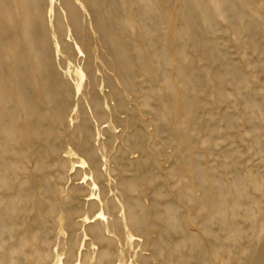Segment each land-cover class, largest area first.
<instances>
[{"label":"rangeland","instance_id":"1","mask_svg":"<svg viewBox=\"0 0 264 264\" xmlns=\"http://www.w3.org/2000/svg\"><path fill=\"white\" fill-rule=\"evenodd\" d=\"M72 3L87 47L64 0H46L41 21L62 81L55 105L38 80L40 115L8 103L0 119V264H264V0L244 43L228 19L247 10L239 0L213 2L223 14L209 21L194 12L179 33L180 0L119 8L129 86Z\"/></svg>","mask_w":264,"mask_h":264},{"label":"bare ground","instance_id":"2","mask_svg":"<svg viewBox=\"0 0 264 264\" xmlns=\"http://www.w3.org/2000/svg\"><path fill=\"white\" fill-rule=\"evenodd\" d=\"M80 1L86 10L90 11L91 26L96 27L101 34L98 46L100 47L99 51H102V46L106 51L103 55L107 59L106 65L110 68L115 65L121 74L124 73L125 76L123 78L121 76V79H124V83L129 86L134 76L133 59L126 52V45L115 34V29L121 24L120 16L122 14L119 8H125L123 9L125 11L126 6L131 7L135 0ZM215 1L219 0H210L209 6L206 0L205 2L204 0H180L178 13H181L185 25L175 22V32H181L184 26L187 28L188 25H196L194 12L199 13L205 21L212 20V13L215 14V11L223 14L219 7L212 6ZM45 3L46 0H0V119L4 116L9 117L13 113V107L10 104V108H8V103L23 105V110L30 116L40 115L36 106L38 80L44 90L40 97L45 99L47 104L55 105L51 98V92L54 90L52 83L53 80H58L61 83L62 81L54 65L50 35L46 25L41 23L44 20ZM239 3L245 4L248 7L247 10L242 12L238 10L236 17L234 14L230 15L228 19L230 23L236 26V32L241 37V43H244L247 37L254 40L256 29L260 23L254 20L252 16V11H256L253 0H239ZM64 6L77 42L87 47V34L84 31V25L81 24L82 13L74 6L72 0H64ZM230 7L228 5V9ZM263 24L261 23L262 28H264ZM56 37L59 40L57 43L60 44L62 41L61 37L58 36V29ZM172 41L169 38V44H172ZM92 56L93 53L89 52V57ZM138 61H140V56H138ZM146 66H148L147 60ZM34 71L38 74L36 75ZM181 109L179 112L182 111ZM10 134L12 137L15 135L13 131ZM3 166V168H9L8 164L3 163ZM243 191L241 184L236 182L234 192L230 194L233 205L237 201L234 200L233 196L238 197L243 194ZM213 204L219 207L218 203L210 201L211 208L217 209ZM171 205L168 207V213L172 209ZM134 207L133 204L127 206L128 215L131 220L137 221L139 213L135 212ZM220 209L221 207H219Z\"/></svg>","mask_w":264,"mask_h":264}]
</instances>
